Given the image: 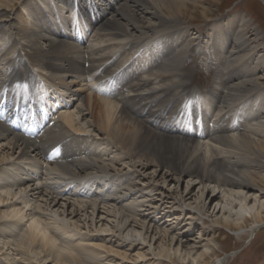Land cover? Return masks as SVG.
<instances>
[{
  "label": "bare ground",
  "instance_id": "obj_1",
  "mask_svg": "<svg viewBox=\"0 0 264 264\" xmlns=\"http://www.w3.org/2000/svg\"><path fill=\"white\" fill-rule=\"evenodd\" d=\"M17 3L28 16L35 15L38 28L29 18L28 25L19 24L12 13ZM66 5L71 12L77 5L91 21L93 35L89 41L83 39L89 25L79 18L71 27L74 22L72 14L65 15ZM32 6L36 8L34 11ZM199 10L204 17H209V9L192 5L187 0H0V29L8 26L14 43L21 44V50L4 59L7 66L2 73L5 75L0 77V112L7 113L9 106L10 109L16 107L14 101L34 103L33 95L25 98L23 94L37 86L32 70L41 67L34 62L43 63L64 83L60 86L50 83L52 89H48L47 94L66 91L73 108L78 102L76 110L81 120L90 115L89 127L98 129L126 155L128 167L125 168H131L137 180L126 182L125 194L115 189L125 187V175L119 173L125 168L113 171L110 165L94 158L93 135L77 121L76 110L66 105L67 109L55 116L56 122L35 137H26L0 121V165L9 163L12 169V174L7 173L1 181L5 193L0 195V206L14 200L22 217L35 218L44 212H53L70 223L76 217L79 221L83 219L87 229L94 226L98 229V224L108 225L110 220L103 215L113 214L116 218L113 222L125 236L119 247L126 242L132 247L148 246L152 252L158 249L155 253L159 257L174 263L206 264L210 260L216 239L204 233L199 240H193L188 230L182 235L174 231L187 219H194L192 210L208 216L213 202V211L217 213L212 219L214 224L245 232L243 227L250 223L246 233L250 232L251 239L264 225V201L259 200L264 193V171H260L263 175L254 172L258 168L264 170V88L258 75L264 71V54L256 51L255 40L248 36L246 26L253 25L252 19L242 15V25L236 28L225 20L220 21V35L205 45L202 35L196 36L197 43L189 40L182 48L169 43L167 38L157 39V45L163 46L159 53L161 60H155L159 72L156 68L147 71L152 57L130 52L134 42L142 36H146L144 47L153 36L170 27L166 24L186 26L183 19L195 18ZM1 13L5 17L2 18ZM73 16L76 17V13ZM58 20L64 21L59 23ZM253 30L257 38L263 36L259 29ZM188 34L191 36L189 31ZM119 51L126 56L121 58ZM2 56L0 49V61ZM222 56L229 58L222 71L233 77L223 76L209 90L192 86V76L183 73L186 61L203 57L209 63L219 64ZM155 71L178 79L157 85L158 82L149 77L155 75ZM6 97L8 107L2 103ZM56 99L60 101L59 97ZM217 110L219 118L213 115ZM8 117L13 118L12 113ZM59 144L62 145L56 151L55 160L45 162L51 170L41 171L44 152L54 150ZM3 169L8 171L9 167L0 166V170ZM54 171L60 172L59 177L52 175ZM91 171L100 173V178L94 182H99L101 189L110 194L102 198L107 202L104 204L133 200L132 204L124 205L125 211L133 215L125 217L115 206H100L104 202L101 199L98 204L97 200H72L79 194L82 198L91 195L92 190L81 195L70 189V183L78 179L87 180L86 187H95L93 177H89ZM175 182L186 183L183 192L176 186V196ZM195 185H198L197 194L192 193ZM237 187L246 190H236ZM210 190L212 194L207 201L206 194ZM36 194L42 197L36 199ZM254 199L255 203L250 204ZM221 200L227 203V212L220 206ZM178 207H186L190 217L181 216L184 209L181 211ZM220 211L227 213L224 218L218 215ZM150 212L155 215L150 216ZM1 214L0 220H3ZM174 215H179V220L170 225L171 230L156 224L159 220L167 223ZM78 220L74 222L76 225ZM104 221L108 223L103 224ZM195 223L206 224L205 221ZM32 225L30 229L34 233L29 239L27 236L18 239L13 233L0 234L6 237L3 245L8 249L13 246L15 253L22 256L19 264H96L94 261L85 263L82 256L73 252L66 256L55 250L54 233L41 227L37 219ZM105 229L98 230L103 233L116 231ZM30 241L38 242L36 258L30 254ZM76 247L82 249L80 245ZM3 248L0 246V250ZM109 251L129 257L119 249ZM214 264H225V261L220 259Z\"/></svg>",
  "mask_w": 264,
  "mask_h": 264
},
{
  "label": "rangeland",
  "instance_id": "obj_2",
  "mask_svg": "<svg viewBox=\"0 0 264 264\" xmlns=\"http://www.w3.org/2000/svg\"><path fill=\"white\" fill-rule=\"evenodd\" d=\"M33 0H30V2ZM190 1V4L197 5L199 7H205L209 9V17H204L201 13V10H199L198 15H196L195 18H189L187 16L183 20L187 23L186 26H180L179 24H166L170 26L167 28V30L164 33L158 34L156 36H153V40L151 42H148L146 46H142L143 39L146 37L145 35L142 36L143 38L141 40H136L134 42V47L130 50L132 53H137L139 55H143L144 57L150 56L152 57L149 66L147 67V71L150 72L152 69L159 68L155 62L156 58L158 60H161L159 53L162 52V45H157V39L159 38H167L169 43H175L176 47L182 48L189 40L190 43H197V37L198 35H202V43L203 45L206 44V42L212 41L214 37H218L220 35L218 25L220 24V21L225 20V23H229L233 28H236L237 26L242 25L241 18L243 16L246 17V19L251 18L253 21V25H247L246 27L249 34L248 36L251 37V40H255V49L260 54H264V0H187ZM36 8L35 6H32V10L34 11ZM12 13L14 17L17 19L19 24L22 26L23 24L28 25L27 19L29 18L31 22H35L36 25L34 27L38 28V22L35 19V15L28 16L25 11L22 10V6L17 3L12 10ZM35 14V12H33ZM40 15V14H38ZM243 15V16H242ZM1 17H5V14L1 13ZM5 28L0 29V44L2 49V59L0 61V77L4 76L2 74L4 72V69L6 68V61L4 60L7 57H12L15 55V52H18L21 50V44H15L14 43V36L10 32V28L7 26H3ZM184 27L185 32H184ZM245 27V28H246ZM253 29H259L263 32V36L260 38L256 37V31ZM191 34L189 36L188 31ZM180 35V36H179ZM210 37V38H209ZM2 42V43H1ZM199 42V41H198ZM231 44V43H230ZM3 45V46H2ZM143 49L144 52H141ZM107 54H109V50L106 51ZM122 54L121 58H124L126 54H124L122 51H119ZM150 53V54H148ZM1 58V57H0ZM228 57L222 56L219 58V64H213L212 62L209 63L208 59L206 58H194L192 61H186L183 65L185 68L184 74H188L189 76H192V86H195L196 88L200 90L206 91L211 89L212 87L216 86V83L220 82L223 76H229L233 77L232 74H229L227 71L223 72L222 70L225 69V66L228 64ZM8 63V62H7ZM36 66L41 67L38 68L39 70V76L42 78V82L47 85L50 83H54L55 86H60L61 84H64L60 77L54 73V71L51 68L46 67V65L37 64L34 62ZM146 70V66L143 69ZM156 74L149 76L153 78V81H157V85H165L174 82L177 80V76L174 77L171 74L168 75H161L157 71H155ZM53 73V74H52ZM193 74V75H192ZM149 75V74H147ZM259 77L262 81V87L264 88V71H261L259 74ZM257 75V76H258ZM146 76V75H145ZM148 77V76H147ZM61 82V83H60ZM214 84V85H213ZM209 88V89H208ZM92 93L96 96V93L92 91ZM77 105L72 108V110H76ZM77 111V112H76ZM75 115L77 121L80 122L82 126H85L88 133L94 138V142L92 144V150L96 153V157H94L96 160H100L103 163H106L110 165V168L113 171H116L117 168H125L128 164V159L126 158L125 154L120 153L118 150V147L114 146L110 141H108L103 135H101V132L98 131V129L90 128L88 120H91V117L89 114L86 115L85 120H81V117L79 116V111L76 110ZM217 112H220L217 110L213 115L216 118H219V114ZM89 124V125H88ZM93 130H95L93 132ZM99 134H98V133ZM164 133H167L165 130H163ZM170 132V131H169ZM91 140V139H90ZM89 140V141H90ZM96 141V142H95ZM4 163L3 165H0L1 167H9L8 171L5 169L0 170V195L4 194V187L2 186L1 181L4 180L3 178L7 175V173L12 174V169L10 168V164ZM17 166V165H16ZM128 167V166H127ZM116 168V169H115ZM43 172H46V170H51L47 166L42 168ZM264 171L262 168L255 169L254 172H257L259 175H263L260 171ZM92 172V171H91ZM93 171L91 175H89L90 178L93 177V182L98 181L100 178V173ZM127 172V173H125ZM121 174L125 175V180L123 181V184L125 187H123V190L121 188H115L117 191H122L120 193L125 194L127 185L126 182L129 180L137 181L135 178V172L131 169H124V172H119ZM60 175V172L54 171L52 174ZM61 175H63L61 173ZM46 177V176H44ZM80 179H78L77 182H79ZM3 182V181H2ZM139 182V181H138ZM120 183V182H119ZM77 184V183H76ZM186 183L178 184V182H175L173 186H175L174 195H177V188L176 186H179V190L182 192L185 190ZM117 186L120 187V185L117 183ZM3 187V188H2ZM173 188V187H172ZM94 189V188H93ZM236 190L244 191L246 188H235ZM90 190V189H89ZM103 190H98L99 196L90 195L86 196L84 198L80 196L72 197L73 201H82V202H96L97 204L99 199L104 201L102 198L110 196L107 192ZM173 190V189H172ZM198 191V185H195L192 193L197 194ZM125 192V193H123ZM250 192V191H249ZM212 194V191H208L206 194V200H210V195ZM258 195L259 192H256ZM36 199L42 197L39 194H36ZM76 200H75V199ZM94 199V200H93ZM260 201H264V193L262 196L259 197ZM225 201V200H224ZM223 200L220 202V206H224L225 210L227 212V203H225ZM17 201H11V202H5L4 206H0V212L2 213L3 220H0V234L2 233H13L14 237L20 239L24 236H27V238H31L33 235V231L30 229L32 228V224L34 223V220L37 219V222L40 224L41 227L47 228L49 232L54 233V238L56 240V247L55 250H59L62 254L68 255L73 252L74 254L78 256H82V259L85 263H89L94 261L96 264H182V262H172L166 257H159L158 249L154 250L153 252L148 249V246L146 247H136V246H129L128 242H126L122 247H119V243L123 242L125 236L122 234V231L117 226L115 221V217L113 214L103 215L108 220H110V223L107 225L105 223L108 222H102L105 225H99L98 229L103 228L109 230H116L114 233L112 231H106V233L100 232L95 226L92 229H87V225H84V220L79 221L78 217L74 218L72 223H70L67 219L55 215V213L51 212H44L43 214L37 216V217H31L28 215H24L23 217L19 213V205L16 204ZM112 203L108 202L109 204H104L107 202H102V204H99L100 206H103L105 208H112L116 207L119 211L123 213L125 217L128 216V214L133 215L124 209V205H130L132 204L133 200H125L122 203H117L116 201H111ZM214 203L210 204V207L208 209V216H205L201 213H198L196 211H191L193 213V220L187 219L180 227H178V230H175L174 233L176 235L184 234L185 232L190 231V239L193 240H199L200 236H202L204 233H207L209 236L216 239V244L213 243V255L211 256L210 260L206 264H214L218 260L225 261V264H264V225L260 227V229H257L255 231V235L250 239V232L246 233V229L250 226V223L244 226L245 232L241 231L244 229H240L238 232H235L234 228L228 229L220 224H214L213 220L214 216L217 213H214ZM255 203V199L251 201L250 204ZM134 207H138L135 205ZM223 207V208H224ZM178 210L184 209L183 214L181 216H185V218H189L190 214H186L187 208L178 207ZM107 209H104L103 211L106 212ZM179 212V211H177ZM225 211H220L218 215L220 217H225ZM6 213V214H4ZM214 213V215H213ZM16 214V215H15ZM150 216L155 215L150 212ZM227 214V213H226ZM9 215V217H8ZM136 216V215H135ZM178 216V217H177ZM173 216L169 222L165 223V220H159L158 223L163 228H167L171 230V226L175 225L177 223V218H179V215ZM22 217V218H21ZM139 218V217H137ZM159 218L160 217H156ZM5 219V220H4ZM181 219V218H180ZM79 221L76 225L74 222ZM197 221L206 222V224L199 225V223H195ZM5 223L6 226H3ZM193 223V224H192ZM89 225V224H88ZM171 225V226H170ZM107 226V227H106ZM117 226V227H116ZM92 227V226H91ZM109 228V229H108ZM119 228V229H118ZM105 229V230H106ZM138 230V229H137ZM14 231V232H13ZM109 233V234H108ZM239 234V235H238ZM243 234V235H242ZM4 235V234H2ZM106 235V236H105ZM71 236V237H70ZM242 236V237H240ZM28 238V239H29ZM6 239L5 236L0 235V246H4L3 249L0 250V264H19L21 255H17L15 253V248L13 246L8 249V246L5 247L4 240ZM12 239V238H11ZM129 240V239H128ZM131 242V240H129ZM31 242V243H30ZM30 253L32 256L36 258L35 251L37 250L38 242L30 241ZM80 245L81 248H77L76 246ZM105 245V246H103ZM36 246V247H35ZM75 247V248H74ZM96 247V248H95ZM74 248L75 250H72ZM109 249H119L121 252L127 253L129 255L128 258H124V256H117L114 252L110 251ZM34 250V252H33ZM105 250V251H104ZM150 252H149V251ZM104 252V253H103ZM156 252V253H155ZM3 254V255H2ZM15 254V255H14ZM156 254V255H155ZM9 255V256H7ZM66 255V256H67ZM100 255V256H99ZM145 255V256H144ZM117 256V257H116ZM103 257L105 259H103ZM8 259H11V262H8ZM38 260V259H37ZM23 264V262L21 263ZM53 264V263H49ZM68 264H73L69 262Z\"/></svg>",
  "mask_w": 264,
  "mask_h": 264
}]
</instances>
